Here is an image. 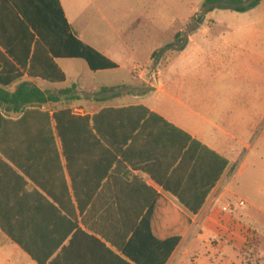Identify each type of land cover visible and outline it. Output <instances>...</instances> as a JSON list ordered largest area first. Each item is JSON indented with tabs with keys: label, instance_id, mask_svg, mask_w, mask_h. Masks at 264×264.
Segmentation results:
<instances>
[{
	"label": "crops",
	"instance_id": "crops-1",
	"mask_svg": "<svg viewBox=\"0 0 264 264\" xmlns=\"http://www.w3.org/2000/svg\"><path fill=\"white\" fill-rule=\"evenodd\" d=\"M59 1L74 36L117 67L93 71L83 59L56 58L66 82L29 77L9 53L28 51L20 7H46L49 0H0V91L13 93L24 82L60 90L68 82L66 61H84L96 73L124 70L127 80L98 83L101 94L73 113L89 117L91 126L99 118L109 144L94 128L76 129L63 142L53 120L59 109L51 104L42 106L48 122L32 113L25 128H0L12 137L10 160L0 153V264H177L185 249L191 264H222L215 251L227 245L211 241L223 227L219 205L231 196L246 139L264 119V48L251 42L260 34L178 35L174 48L154 51L150 68L128 71L82 40ZM0 115L22 118L11 106ZM204 195L197 214L180 201ZM253 209L235 216L256 233L254 258L264 264V207ZM198 248L205 254L197 260ZM234 249V262L244 264Z\"/></svg>",
	"mask_w": 264,
	"mask_h": 264
},
{
	"label": "rangeland",
	"instance_id": "rangeland-1",
	"mask_svg": "<svg viewBox=\"0 0 264 264\" xmlns=\"http://www.w3.org/2000/svg\"><path fill=\"white\" fill-rule=\"evenodd\" d=\"M244 1L247 4L251 0ZM63 3L73 28L82 40L112 56L128 71L133 65L137 71L150 68V58L155 50L160 53L174 48L181 41L179 37L194 31L214 35L256 33L260 35L251 41L253 46L264 48V6L255 7L253 12H237L238 5L230 0H63ZM62 66L68 75V82L60 90L74 83L78 84V88L73 93L74 99H63L60 104L50 106L56 109H85L92 96L101 94L94 91L101 90L100 85H107L116 78L127 80L124 70L112 74L96 73L84 61H66ZM60 90L54 89L52 92L58 93ZM229 188L231 196L227 194L220 202L221 211L228 204H233L235 211L241 209L249 214L256 213L254 204L264 207V119L258 121L252 135L246 139ZM240 199L247 204L238 208ZM235 211L231 214L222 211L218 218L223 226L222 231L211 241L212 244L221 242L227 245V249L224 253L215 251L219 255L217 262L226 264L227 259L231 258L232 264H236V248L241 251L244 264H256L253 254L256 233L249 222H242L240 217L235 216ZM261 242L264 249V240ZM185 250L177 264H191ZM196 251L194 258L197 260L205 254L202 248Z\"/></svg>",
	"mask_w": 264,
	"mask_h": 264
},
{
	"label": "trees",
	"instance_id": "trees-1",
	"mask_svg": "<svg viewBox=\"0 0 264 264\" xmlns=\"http://www.w3.org/2000/svg\"><path fill=\"white\" fill-rule=\"evenodd\" d=\"M230 1L235 5H238L235 10L237 12L252 10L261 3V0H251L247 4H245L246 2L244 0ZM48 3L49 4H46V7H20V12L22 13L21 16L24 18V20L20 18V21L29 33L28 51L24 56L15 55L11 51H9V53L11 58H13V60L17 62L25 72H27L29 77L40 78L49 83L66 82V74L55 62L56 58L83 59L93 71L117 67L115 63L106 59V57L101 55L94 48L86 45L74 36L72 27L65 18L59 0H49ZM242 4L245 5L241 6ZM77 88V85L73 84L71 87L60 90L58 93H51L40 90L32 83L24 82L20 84L13 93L5 90L0 91V108L11 106L15 112L22 114V118L18 121L7 120L0 115V128H25V125L29 120V114L32 113L40 114L48 122L50 120L49 114L48 112L42 111V106L47 104H60L63 99H74L73 93ZM109 90L113 89L104 88L102 93H106ZM114 111H123V109H105L102 113L105 114ZM97 119L99 118H93L94 126H91V119L89 117H75L69 107L61 108L53 114L56 129L63 142L72 138L76 129L83 131L88 129L90 131L94 128L100 138L105 143L109 144L107 136L102 133L101 127L99 128L97 124ZM11 138L10 135H0V153L7 160H10V155L6 148L11 144ZM206 196L207 195H204L201 200L194 198L188 201L180 197V201L192 213L197 214L204 204Z\"/></svg>",
	"mask_w": 264,
	"mask_h": 264
},
{
	"label": "built area",
	"instance_id": "built-area-1",
	"mask_svg": "<svg viewBox=\"0 0 264 264\" xmlns=\"http://www.w3.org/2000/svg\"><path fill=\"white\" fill-rule=\"evenodd\" d=\"M72 112L75 114V115H80L83 113V109H78V108H75V109H72ZM245 206V202L244 201H239L238 204H237V207L238 208H241V207H244ZM222 211L226 214H231L235 211V207L231 204H228L226 206H224L222 208Z\"/></svg>",
	"mask_w": 264,
	"mask_h": 264
}]
</instances>
